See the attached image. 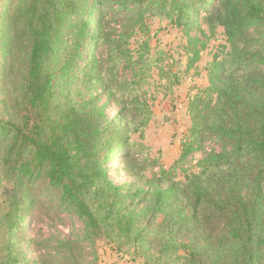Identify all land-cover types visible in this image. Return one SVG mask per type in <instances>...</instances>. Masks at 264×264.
Segmentation results:
<instances>
[{
  "label": "trees",
  "instance_id": "16d2710c",
  "mask_svg": "<svg viewBox=\"0 0 264 264\" xmlns=\"http://www.w3.org/2000/svg\"><path fill=\"white\" fill-rule=\"evenodd\" d=\"M200 16L222 28L225 43L205 66L207 94H215L206 124L207 102L196 95L188 103L189 138L231 149L182 180L160 177L164 189L122 193L105 165L140 153L128 133L141 131L151 110L142 77L121 72L145 73L153 58L145 43L131 49L115 25L165 20L193 44L188 33ZM252 28L261 39H248ZM186 51L190 67L198 51ZM95 90L121 107L122 127H106ZM0 96V264H26L20 238L38 179L83 223L88 243L103 239L134 261L264 264V0H0ZM191 150L183 145L179 159Z\"/></svg>",
  "mask_w": 264,
  "mask_h": 264
},
{
  "label": "rangeland",
  "instance_id": "374dc122",
  "mask_svg": "<svg viewBox=\"0 0 264 264\" xmlns=\"http://www.w3.org/2000/svg\"><path fill=\"white\" fill-rule=\"evenodd\" d=\"M197 23L198 29L188 33L193 44L181 29L165 20L148 19L140 29H134L126 19L115 25L117 35L126 32L131 49H140L145 43V52L153 58V64L145 73L142 68L121 72L124 78H131L134 74L136 79L142 77L141 99L151 110V117L141 131L128 133L129 143L140 144V153L136 148L137 155L131 162L122 165L116 164L119 155H115L105 165L109 180L122 193H134L135 189H164L167 184L162 182V178L182 180L185 173L194 172L210 154L231 149L215 138H189L191 122L188 103L196 95L207 102L200 106V125L206 124L215 105V94H207L205 66L212 60L218 46L225 43L222 28L212 31L202 16ZM260 32L249 29L248 39H261ZM189 45L198 51L197 61L190 67L186 51ZM237 45L239 48L245 46L249 51L258 49L243 42ZM160 71L169 73L168 77L163 78ZM91 95H98L96 106L103 112L106 127L115 121L118 127H122L119 122L121 107L101 90H95ZM1 100L0 96V103ZM188 143H191L192 150L180 160L182 147ZM32 194L34 204L28 209L29 218L23 222L24 230L20 238L24 244L26 264H142L141 259L132 260L128 254L118 252L114 245L107 244L103 239L94 244L88 243L83 223L72 212L59 207L55 191L49 189L45 180L34 182ZM221 227L222 224L217 226L216 235ZM184 243L193 247L188 239Z\"/></svg>",
  "mask_w": 264,
  "mask_h": 264
}]
</instances>
